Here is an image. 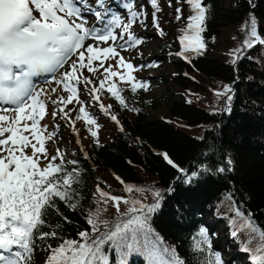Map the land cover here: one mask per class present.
<instances>
[{"label":"trees","instance_id":"16d2710c","mask_svg":"<svg viewBox=\"0 0 264 264\" xmlns=\"http://www.w3.org/2000/svg\"><path fill=\"white\" fill-rule=\"evenodd\" d=\"M148 3L163 30L158 34L171 70L167 76H156L173 90L160 99L148 98L150 82L141 79L123 89L115 88L124 101L121 104L108 91L109 86L100 88L101 99L108 101L106 109L117 125L110 124L109 137L100 142L91 129L107 113L89 114L95 124L78 119L90 143L84 153L73 147L71 155L56 163L63 165L57 176L72 173L75 178L69 189L71 198H55V206L47 211L39 233L56 235L34 238L31 264L46 260L49 248L63 240L82 242L80 232L95 238L130 216L141 215L128 213L129 208L138 207L133 201L152 205L157 200L160 207L156 211L144 210L148 239L159 238L161 246L174 249L185 264H210L217 253L222 264H251L257 241L249 242L242 225L243 218L251 219L264 230V44L254 42L252 48H246L243 42L253 18L264 39V0H203L206 18L201 37L205 47L199 55L187 52L188 60L177 55L183 51L177 38L184 35L193 14L187 0H157L156 7L151 0ZM182 71L192 80L181 75ZM172 96L178 99L172 100ZM141 99L139 107L131 104V100ZM162 105L166 106L162 119L147 111ZM129 187L133 191H125ZM98 188L121 198L119 212L111 200L100 196ZM154 192L160 197H154ZM125 200L129 203H123ZM89 218L96 221L95 233ZM201 229L207 239L200 245L203 252L196 247ZM220 243H225L222 250ZM104 255L107 264H147L146 257L135 250L105 245Z\"/></svg>","mask_w":264,"mask_h":264},{"label":"snow or ice","instance_id":"6c2138e0","mask_svg":"<svg viewBox=\"0 0 264 264\" xmlns=\"http://www.w3.org/2000/svg\"><path fill=\"white\" fill-rule=\"evenodd\" d=\"M97 3L98 7L104 8V0H97ZM151 3L153 7L157 6V0H151ZM187 3L193 14L188 17L184 35L180 37L183 48L180 55L184 52L199 55L205 47L201 33L204 31L206 7L203 0H187ZM125 7L130 14L127 24L122 22L121 17L115 15L104 22L107 11L92 12L91 9H87L103 23V28L98 34L95 27L91 29L86 27L82 0H0V105L13 106L0 107V264H31L34 238L44 239L49 235L55 237V232L39 233V229L45 223L44 216L47 211L55 206V198L59 200L71 198L69 189L75 179L72 173L56 175L63 172L62 163L60 165L53 163L58 157L62 160L58 151L48 159L43 129L39 127L40 120L46 114L45 104L40 97L48 90L43 87L37 88L32 78L52 74V80H45L46 84H50L55 80V73L76 56V60L69 64L70 70L61 73V79L55 81L57 84H63V89L70 93L67 103H71L77 94V89L70 83L78 81L77 64L79 63V68H84L91 65L93 60L118 55L116 48L111 46L99 48L88 45L85 48L86 39L92 38L105 43L115 42L118 36L114 35L113 27H122L120 39H124L126 35V40L134 45L141 42L130 34L129 29L132 21L143 13L133 11L131 3ZM179 12L180 9H177V13ZM177 19H180L179 15ZM153 25L159 27L155 16ZM247 29L244 47L252 48L254 42L264 44V39L257 33L254 18L248 23ZM85 53L87 65L84 63ZM117 64L127 69L133 67L122 58ZM88 70L95 71L91 67ZM105 71L108 72L106 80L117 75L110 68ZM120 79L124 80L125 77L120 76ZM131 79L132 77H128V80ZM85 83L90 81L85 80ZM135 87L136 85H133V91ZM100 88H104V81H101ZM228 90L230 89H226ZM51 91L56 92V89L53 88ZM91 91L93 97L98 99L95 96L97 89ZM108 91L121 104L124 103L114 85ZM64 102L61 98V103ZM101 109L103 110V105ZM59 111L63 112V108ZM9 112H14L15 116L9 117L7 115ZM79 113L77 119L83 118L86 123L95 124V120L84 107L79 109ZM51 114L55 117L57 112ZM28 121H31V124L27 123ZM24 133H29L36 143H32L29 136ZM51 135L49 134L48 138H51ZM91 135L95 137L96 133L92 132ZM28 148L32 150L31 156L26 152ZM37 154L48 161L43 168L39 167L40 156ZM164 158L172 167H177L167 155ZM219 171L224 169L221 168ZM195 175L193 173V176ZM97 191L102 198L113 202L117 212L120 211V197L109 196L99 188ZM125 191L131 192L133 189L129 187ZM153 196L160 197V193L154 192ZM123 203L127 204L129 201L125 200ZM132 203L138 207L129 208L128 213L139 212L141 215H132L123 224L117 223L114 230L95 238L87 232H80L82 242L63 240L57 247L49 248L45 264H107V257L104 255L105 245L127 249L129 252L138 251L146 257L147 264H185L174 249L162 247L159 238L148 239V216L144 214V210L146 208L147 213L156 211L160 207L159 200L152 205H143L138 201ZM236 214L242 215L239 211ZM88 223L92 225L93 233L98 231L94 219L89 218ZM242 228L248 233L249 242L257 241L251 255V264H264V230L257 228L251 219L245 220ZM236 234L232 233L233 236ZM199 235L201 239L196 247L203 252L204 249L200 245L207 243L206 233L201 229ZM243 250L248 251L247 247ZM210 264H222L220 254H215L214 261Z\"/></svg>","mask_w":264,"mask_h":264},{"label":"rangeland","instance_id":"374dc122","mask_svg":"<svg viewBox=\"0 0 264 264\" xmlns=\"http://www.w3.org/2000/svg\"><path fill=\"white\" fill-rule=\"evenodd\" d=\"M128 3L132 4L133 11L143 13V15H139L137 19L132 21L129 29L130 34L140 39L141 42L139 44L134 45L132 42L127 41L126 35L124 39H120L119 34L123 31L122 27H113L114 35L118 36V39L115 42H96L97 40L88 38L84 44L85 48L88 45L99 48L111 46L116 48L118 55L110 58L101 57L100 59L93 60L91 65L84 68H79V63L77 64L79 69L77 73L78 81L74 80L70 82L72 86L77 89V94L71 103H67V97L70 93L63 89V84H57L55 81L61 79V73L70 70L69 64L72 60H76V56H73L69 64L62 71L55 74V80L52 83L46 84L44 82L36 84L37 88L43 87L48 90L40 97V100L45 104L46 114L44 118L40 120L39 124V127L43 129L48 159H51V157L56 155L58 151L62 156V160H64V155H71L70 150L73 149V147H76L81 153L85 152L86 147L90 143V138L84 131L83 123L81 124L77 119L76 114L81 107H84L90 115L91 113L99 112L107 113L106 119H103L100 124L92 127L91 133L95 132L96 136H93V138L100 142L106 141L109 137L110 132L108 129L111 128L110 124L116 126L117 122L112 119L113 115H111L106 109L108 107V101H106V99H101V81H104V88L107 86L112 87L114 85L116 89H123L128 85L140 83V80L144 79V81L150 82V88H148L146 97L154 99H160L164 94H168L170 91L172 92L173 86L161 83L160 79L156 76H167V73L171 70L168 67L167 54H165L164 46L162 45L163 40L160 34H158V32L162 33L163 30L159 27L152 29V27H154L153 16L148 0H104V8L98 7L97 0H82L85 9L83 14L86 17V27L89 29L95 27L98 34L103 28V23L99 22L95 15L90 14L87 9H91L92 12L97 10L101 12L107 11V15L112 13L115 16H119L121 17L122 22L127 24L129 22L130 14L125 5ZM124 8L126 9L123 10ZM107 15L104 18V22L110 20ZM178 36L180 35H177V37ZM181 52L183 51L181 50ZM181 52L177 53V55L183 60H188L189 57L187 52L180 55ZM121 58L125 63L131 64L133 67L127 69L122 65H118L117 61ZM84 63L87 65V53H85ZM89 67L94 68L95 71H89ZM109 68L112 72H116L117 75L109 77L106 80L105 77H108V72H106L105 69ZM181 75L192 80L190 79L191 75L184 71L181 72ZM120 76H124L125 79L121 80ZM128 77H132V79L128 80ZM47 80H52V76ZM85 80L90 81V83L86 84ZM53 88L56 89V92L51 91ZM92 89H97L95 96L98 97V99L93 97ZM165 89H169V92H165ZM61 98L65 101L64 103H61ZM177 99L178 96H172V100ZM143 101V99L138 102L131 100V104L135 107H139L140 103ZM101 105H103V110L101 109ZM61 108H63V112L59 111ZM147 111L152 116L162 119L166 114V106L162 105L157 110L148 109ZM52 112H57V115L53 117L51 114ZM7 115L9 117H14L15 113L9 112ZM96 116L98 117V115ZM37 118L39 119V117ZM21 123H23V121ZM27 123L31 124V121H28ZM49 134H52L51 138H48ZM5 135L7 136L8 134L6 133ZM24 135H28L29 139L32 140L29 133H24ZM32 143H36V141L32 140ZM26 152L29 156L32 155L31 148H28ZM37 155L40 156L39 167L43 168L48 161L45 160L42 155ZM59 160L61 161L60 157L53 161V163L56 164ZM243 219L246 220L245 218ZM224 246L225 243H220L219 249L222 250ZM45 261L44 258L40 259L38 264H45Z\"/></svg>","mask_w":264,"mask_h":264}]
</instances>
